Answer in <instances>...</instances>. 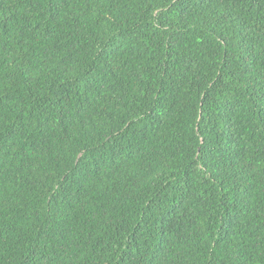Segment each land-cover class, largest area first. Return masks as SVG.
Listing matches in <instances>:
<instances>
[{"label": "trees", "instance_id": "obj_1", "mask_svg": "<svg viewBox=\"0 0 264 264\" xmlns=\"http://www.w3.org/2000/svg\"><path fill=\"white\" fill-rule=\"evenodd\" d=\"M0 264H264V0H0Z\"/></svg>", "mask_w": 264, "mask_h": 264}]
</instances>
